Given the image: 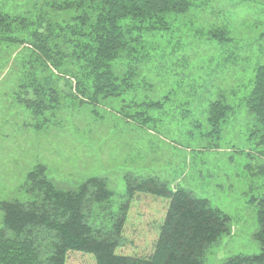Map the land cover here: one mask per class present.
<instances>
[{"label":"rangeland","instance_id":"1","mask_svg":"<svg viewBox=\"0 0 264 264\" xmlns=\"http://www.w3.org/2000/svg\"><path fill=\"white\" fill-rule=\"evenodd\" d=\"M55 1L0 0V12L32 19L48 15L45 4ZM191 1L194 8L173 15L169 30L147 36V52L138 48L139 61L132 63L139 64L138 86L97 105L81 103L58 84L60 107L36 117L19 100L27 48L0 46V204L27 201L23 186L40 165L65 190L90 178L106 179L117 204L125 201L129 175L157 177L230 217V234L206 250L204 264L261 253L254 236L264 199L263 131L257 133L262 128L246 99L264 65V0ZM219 99L234 112L215 134L208 111ZM169 205L167 199L137 197L126 244L117 253L150 255ZM2 221L0 210V229ZM68 264L94 262L73 254Z\"/></svg>","mask_w":264,"mask_h":264},{"label":"trees","instance_id":"2","mask_svg":"<svg viewBox=\"0 0 264 264\" xmlns=\"http://www.w3.org/2000/svg\"><path fill=\"white\" fill-rule=\"evenodd\" d=\"M194 6L191 0H59L45 4L48 15L32 19L0 12V46L20 45L29 52L19 100L40 117L60 107L58 84L91 105L123 96L140 83L139 64L132 63L139 61L138 48L147 52V36L169 30L173 15H186ZM65 12L71 13L66 20L56 19ZM246 106L262 128L257 133L263 131L264 147V65L256 70ZM233 112L223 99L210 104L213 133L220 134ZM23 190L27 201L0 204V264H68L73 254L94 264H204L206 250L230 234L228 215L191 191L171 190L157 177L129 175L121 204L106 179L90 178L65 190L41 165L29 173ZM140 195L169 200L168 212L150 255H120L128 215ZM258 207L254 238L261 253L225 264H264V199Z\"/></svg>","mask_w":264,"mask_h":264}]
</instances>
